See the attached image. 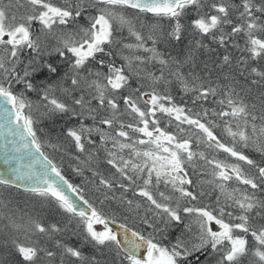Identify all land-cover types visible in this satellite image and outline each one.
<instances>
[{
    "label": "snow or ice",
    "instance_id": "1",
    "mask_svg": "<svg viewBox=\"0 0 264 264\" xmlns=\"http://www.w3.org/2000/svg\"><path fill=\"white\" fill-rule=\"evenodd\" d=\"M0 129V264H264V0H0Z\"/></svg>",
    "mask_w": 264,
    "mask_h": 264
},
{
    "label": "trees",
    "instance_id": "2",
    "mask_svg": "<svg viewBox=\"0 0 264 264\" xmlns=\"http://www.w3.org/2000/svg\"><path fill=\"white\" fill-rule=\"evenodd\" d=\"M54 3H61L62 1H53ZM190 39V37H189ZM206 43H208L210 45L211 48H216V45L212 44L210 41H205ZM187 43V41L185 42ZM242 43V41H241ZM167 48L168 51H171L173 55H176L178 52H180L183 48V45L182 46H178L176 47L175 49H172V48H168V46L166 45H161V50H165ZM224 50L223 49H219L218 52H208L207 50H201L200 51V54L198 55V58H197V64H199V68L197 69V72L199 73L201 69H203V66H204V62H207L209 64V66L212 65V63H214L218 58L219 56H222ZM229 52L233 55V56H237L239 55V53H237L235 51V49H232L230 48L229 49ZM188 69L185 68V71H187ZM205 75H207V73H204ZM216 76H215V72L213 73V79H215ZM171 92L172 94L176 97L177 101H180L181 99V93L179 91L178 88L176 87H173L171 89ZM253 95H256V89L254 88L253 89ZM34 100L36 99L35 97V94H33V97H32ZM62 123V122H61ZM61 123H57L55 125H52L50 122H45L42 126L45 127L47 130H49L50 132H52L53 135H55L56 132L59 131V128L61 126ZM170 131L172 129H169ZM48 154V153H47ZM250 155L253 156L254 159H257L258 161L261 159L260 156L256 153H250ZM56 162H60L59 161V157L57 156V159H56ZM63 168L65 169V175H66V178L69 179L71 182L73 183H80L81 182V178L76 176L72 170H71V167H69V162L67 159L64 160L63 162ZM88 196L89 198L95 200V196H93L91 194V191L88 192ZM129 196L131 197V193H129ZM18 200H20V202L23 204V198L18 196L17 197ZM207 202V200L205 201ZM29 206H31V204H29ZM86 253L87 252H90L91 249H85ZM243 264H248V261L247 260H243Z\"/></svg>",
    "mask_w": 264,
    "mask_h": 264
},
{
    "label": "water",
    "instance_id": "3",
    "mask_svg": "<svg viewBox=\"0 0 264 264\" xmlns=\"http://www.w3.org/2000/svg\"><path fill=\"white\" fill-rule=\"evenodd\" d=\"M6 129H0V174L7 173L10 168H17L21 172H27L30 169H39L40 165L36 163L34 157L35 150L29 152L27 149L23 148V142L17 136L15 138L6 135ZM20 146V151H16V146ZM8 155L11 164L5 162V156ZM74 199H76L74 197ZM77 203L82 207L86 208V205H83L82 201L77 200ZM114 231L119 232L120 229L117 225H110ZM123 243V236L120 237Z\"/></svg>",
    "mask_w": 264,
    "mask_h": 264
},
{
    "label": "rangeland",
    "instance_id": "4",
    "mask_svg": "<svg viewBox=\"0 0 264 264\" xmlns=\"http://www.w3.org/2000/svg\"><path fill=\"white\" fill-rule=\"evenodd\" d=\"M53 1H56V2H57V1H60V0H53ZM61 1H62V0H61ZM5 2H7V0H5ZM61 3H62V2H61ZM47 153H48V154H51V149H47ZM221 155H222V154H221ZM56 159H57V158H56ZM95 227H96L98 230H101V231L103 230V227H102L101 225H96ZM214 227H215V226H214Z\"/></svg>",
    "mask_w": 264,
    "mask_h": 264
}]
</instances>
